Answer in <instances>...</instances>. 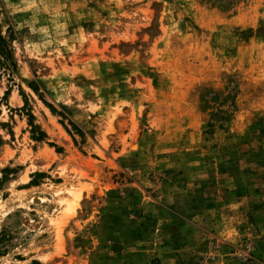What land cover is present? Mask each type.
I'll return each instance as SVG.
<instances>
[{
    "label": "rangeland",
    "instance_id": "374dc122",
    "mask_svg": "<svg viewBox=\"0 0 264 264\" xmlns=\"http://www.w3.org/2000/svg\"><path fill=\"white\" fill-rule=\"evenodd\" d=\"M0 34V264H264V0H0Z\"/></svg>",
    "mask_w": 264,
    "mask_h": 264
},
{
    "label": "trees",
    "instance_id": "16d2710c",
    "mask_svg": "<svg viewBox=\"0 0 264 264\" xmlns=\"http://www.w3.org/2000/svg\"><path fill=\"white\" fill-rule=\"evenodd\" d=\"M11 61H13L12 60V54H11V50L9 48V45L7 43V40H5L2 37V35L0 34V64L3 66L4 65L11 66ZM12 65L13 66L15 65L14 62H12ZM2 253H3V251L0 248V256Z\"/></svg>",
    "mask_w": 264,
    "mask_h": 264
}]
</instances>
